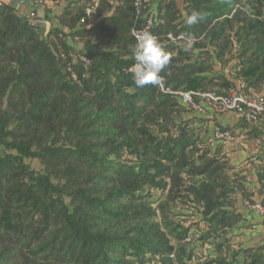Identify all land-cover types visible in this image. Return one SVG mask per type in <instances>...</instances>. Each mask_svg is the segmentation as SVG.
I'll return each mask as SVG.
<instances>
[{
    "label": "trees",
    "instance_id": "1",
    "mask_svg": "<svg viewBox=\"0 0 264 264\" xmlns=\"http://www.w3.org/2000/svg\"><path fill=\"white\" fill-rule=\"evenodd\" d=\"M89 1L69 2L48 27L0 5V264H264L263 246L227 252V232L246 218L232 208L219 147L209 156L196 117L183 116L189 109L127 71L132 0H101L97 16L80 22ZM193 12L203 19L188 25ZM152 32L171 54L162 75L173 90L221 93L238 83H218L189 61L206 40L219 58L234 49L247 91L264 83V0H159ZM169 33L194 42L170 43ZM69 38L100 46L82 50L87 66L73 60ZM221 127L258 138L264 160L261 130L243 117ZM254 176L264 200V165ZM178 205L206 223L197 244V222Z\"/></svg>",
    "mask_w": 264,
    "mask_h": 264
},
{
    "label": "rangeland",
    "instance_id": "2",
    "mask_svg": "<svg viewBox=\"0 0 264 264\" xmlns=\"http://www.w3.org/2000/svg\"><path fill=\"white\" fill-rule=\"evenodd\" d=\"M63 1V0H58ZM76 0H64V6L68 4L69 2H75ZM58 4V3H57ZM86 5V4H85ZM84 5V6H85ZM63 6V7H64ZM62 7V8H63ZM62 10V9H61ZM61 12V11H60ZM44 33V32H43ZM44 38V34H42ZM70 44H72L76 51L73 52L74 57L73 60H76V58L80 55L82 56V50L86 52L95 53L100 50V46L96 44L94 41L90 42H83L81 40H73L69 38ZM206 46L204 49H192V51L189 53L190 62H196L200 63L203 66H206V73L210 75L211 77H219L221 78L216 79V81L219 83L222 80V77H231L233 79L238 80L240 79L238 75V70L240 69V66H235V59L234 56V49L231 52L228 51L227 54H225L222 58H219L217 56L218 49H216L214 46H211L207 43L206 40ZM78 59V58H77ZM187 60V59H186ZM217 87V86H216ZM188 110V109H187ZM228 115L227 112L224 113H214L212 115L203 116L198 113H195L191 110L184 112L183 116L185 118H188L190 116L196 117L195 126H201L200 136L202 138L203 143H201V146H205L210 149L209 156H213L215 154L216 147H219L220 151L218 152L217 156L222 158L221 160L225 162V169L227 170L228 174V183L233 186L235 189L231 193L232 196V202L234 208V211L238 210V205L243 206V200H248V198L243 197L242 191L238 186V182L242 181L249 193L255 194V198L259 199L261 196L259 195L258 191L256 190V179H255V172L254 166L252 167V163L250 162V158L253 152L252 150H255V144H258L257 139L258 138H251L246 133H241L238 135H235L234 141H218L213 138L212 130L215 126H224L229 125L231 126L233 122L225 123L223 122V117ZM228 117V116H227ZM203 120L202 122H200ZM202 123V124H201ZM234 124V123H233ZM254 139V140H253ZM260 145V144H259ZM258 148V147H257ZM2 147L0 148V154H3ZM243 156V157H242ZM127 158H131L127 156ZM33 168L35 169H42V165L40 162L36 159H28L26 160ZM253 171H252V170ZM159 196L158 192H155L153 190V198L157 199ZM68 198H66L67 200ZM175 211H181V212H188L190 215L188 218V221H196L197 223L193 225L192 231L195 230L194 240L196 244L198 243V238L201 233V229L205 230L206 223L202 220L197 210L193 207H182L180 205L177 206ZM258 216V215H257ZM260 217V216H259ZM239 224V223H238ZM237 224V226H238ZM253 224H247L244 225L242 228V231L240 234H236V229H240L237 226H233L232 229H230L227 232L226 237L229 240L228 245V254H230L232 251L242 250L241 248H246L249 246H263L264 251V242H261V238H251L255 237V233L257 232V227H252ZM201 228V229H200ZM234 232V234H233ZM245 232H248L249 234H252L250 237H247ZM244 236V237H242ZM251 238V239H248ZM264 239V237H262ZM230 256V255H229Z\"/></svg>",
    "mask_w": 264,
    "mask_h": 264
},
{
    "label": "built area",
    "instance_id": "3",
    "mask_svg": "<svg viewBox=\"0 0 264 264\" xmlns=\"http://www.w3.org/2000/svg\"><path fill=\"white\" fill-rule=\"evenodd\" d=\"M101 0H90L84 8L86 16L81 18L80 22H84L87 17H96ZM22 0H20V3ZM134 9V20L131 29V35L137 44L140 36L144 32H152L154 27L156 8L153 6V0H132ZM3 0H0V5ZM29 23L34 26L45 27L48 23L43 17L37 5L34 6L27 14ZM156 37L157 35L154 34ZM167 39L170 43L181 44V42L193 44L194 40L185 39L183 35L174 36L169 33ZM164 47V44L161 43ZM79 60L87 66L90 63L88 57L82 55ZM132 67L127 69L132 74ZM159 89L168 94L176 96L178 101L187 107L189 110L203 116L212 115L214 113L233 112L239 117H243L249 123H255L261 118H264V83L258 90L247 91L245 83L238 81L237 84L230 86L224 92H217L215 90H173L167 87L164 83V77L161 73ZM212 135L218 141H234L235 135L230 131L223 129L221 126H215L212 130ZM259 151L252 153L250 162L254 168L264 165L263 158L259 155ZM243 206L252 209L260 218H264V200L258 199L254 202L243 200ZM252 227H256L255 224ZM191 238L187 237L186 241ZM208 246L202 250V256L206 257L209 254Z\"/></svg>",
    "mask_w": 264,
    "mask_h": 264
},
{
    "label": "clouds",
    "instance_id": "4",
    "mask_svg": "<svg viewBox=\"0 0 264 264\" xmlns=\"http://www.w3.org/2000/svg\"><path fill=\"white\" fill-rule=\"evenodd\" d=\"M203 19L199 12L190 14L186 23L194 25ZM132 67L133 80L136 86H157L160 83L161 73L169 65L171 54L163 47L158 38L151 32H144L136 44Z\"/></svg>",
    "mask_w": 264,
    "mask_h": 264
},
{
    "label": "crops",
    "instance_id": "5",
    "mask_svg": "<svg viewBox=\"0 0 264 264\" xmlns=\"http://www.w3.org/2000/svg\"><path fill=\"white\" fill-rule=\"evenodd\" d=\"M177 1H180V0H177ZM3 2H6L8 3L10 6L13 7V9L19 13V14H23V15H27L29 13V11H31V9L34 8L35 5H37L40 9V11H42V14H43V17L44 19L46 20V22H48L45 27H48L51 23L54 22V16L55 14L57 13H60L62 7L64 6V0L63 1H58V0H22V2L20 3V0H3ZM159 0H153V6L156 8L157 4H158ZM58 3V4H57ZM45 9L47 10L48 12V15L50 16L49 18H46L45 17ZM52 17V18H51ZM228 115H226L225 117H223V122L225 123H235L239 116L233 112H227ZM228 116V117H227ZM232 123V124H233ZM225 125V124H224ZM252 127H256L258 128L259 130H261L262 132V138H264V120L260 119L258 121H256L255 123H251ZM254 140V139H253ZM257 142L258 144H255V150H252L253 152L251 153H254V152H257V151H261V149H263V147H261V142L259 139H257ZM260 144V145H259ZM258 147V148H257ZM1 148V147H0ZM243 157V156H242ZM253 167V165H252ZM254 171L253 173L255 172V168H253ZM238 210H236V212H239L243 217H245L246 219H244L243 223H239L238 224V228L240 229H236V234H240L241 231H242V228L244 225H247V224H255L256 227H257V232L255 233V237H251L252 239L253 238H256V239H260L261 242L263 243L264 242V239H262V237H264V218H260L259 216H257L252 210H250L249 208L245 207V206H242V205H238ZM244 234H246V236L248 235V232H245ZM252 234H249V236L247 237H250ZM244 237V236H242ZM251 238H248V239H251Z\"/></svg>",
    "mask_w": 264,
    "mask_h": 264
}]
</instances>
